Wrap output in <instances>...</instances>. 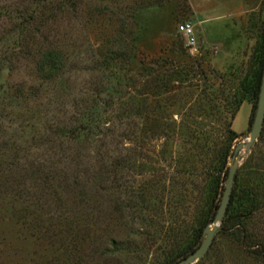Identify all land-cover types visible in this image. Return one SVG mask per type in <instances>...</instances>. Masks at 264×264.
Returning a JSON list of instances; mask_svg holds the SVG:
<instances>
[{
    "label": "rangeland",
    "instance_id": "obj_1",
    "mask_svg": "<svg viewBox=\"0 0 264 264\" xmlns=\"http://www.w3.org/2000/svg\"><path fill=\"white\" fill-rule=\"evenodd\" d=\"M263 67L264 0H0V264H174L232 161L193 264H264Z\"/></svg>",
    "mask_w": 264,
    "mask_h": 264
},
{
    "label": "water",
    "instance_id": "obj_2",
    "mask_svg": "<svg viewBox=\"0 0 264 264\" xmlns=\"http://www.w3.org/2000/svg\"><path fill=\"white\" fill-rule=\"evenodd\" d=\"M263 128H264V67L261 78L260 91L258 95L257 107L252 123L249 141L245 144L238 145L235 148L234 153L237 154L238 151L243 147L250 148L254 144V142L258 139V137L262 134ZM234 174H235V170L233 168V161H232L230 171L228 173L227 184L224 187V191L216 215L213 221L211 222V224L207 225L203 230V234L205 236L204 240L202 241L201 245L197 250H195L188 257L184 258L183 260L179 261L176 264H193L195 261L202 259L207 254L212 244L214 235L219 228V224H221V222L223 221L226 215L233 190ZM211 225H213V227Z\"/></svg>",
    "mask_w": 264,
    "mask_h": 264
},
{
    "label": "trees",
    "instance_id": "obj_3",
    "mask_svg": "<svg viewBox=\"0 0 264 264\" xmlns=\"http://www.w3.org/2000/svg\"><path fill=\"white\" fill-rule=\"evenodd\" d=\"M261 78H262L261 76L258 77L257 82H256V86H255V89H253L249 93L252 99L253 98L254 99H258V95H259V91H260ZM215 193H216V191H215ZM243 201L245 203L249 204L250 207L244 209V211H242V212L239 213L238 210H239V206H241V205H238L239 202L237 201L235 203V205L233 206V198H232L230 200V202H229V205H228V209H227V212H226V217H225V219H223V222L225 220L233 221V223H234L233 228H236L237 231L238 232L240 231L241 233H242V231H241L240 228L242 226V221L245 222V220L251 219L252 218V213L255 210H257L256 209L257 208L256 207L257 200L254 197H252L249 192H245L244 197H243ZM215 215H216V213L214 214V217H215ZM214 217H213V219H214ZM246 232H248V231L246 230ZM251 236L252 235H250V237ZM249 240L247 241L249 247L252 246L254 248V246L255 245H258V244H263L264 245V243H259V242L257 243L256 241H253L254 240L253 238L252 239H249ZM194 251H195L194 248H190L189 251H188V254L185 256V258L188 257L190 254H192ZM263 257H264V255H263ZM180 260H182V258L175 260V263L174 264L178 263Z\"/></svg>",
    "mask_w": 264,
    "mask_h": 264
},
{
    "label": "built area",
    "instance_id": "obj_4",
    "mask_svg": "<svg viewBox=\"0 0 264 264\" xmlns=\"http://www.w3.org/2000/svg\"><path fill=\"white\" fill-rule=\"evenodd\" d=\"M178 33L180 36L181 41L188 46L189 48H192L194 46V38L192 35V28L188 24H182L178 28Z\"/></svg>",
    "mask_w": 264,
    "mask_h": 264
}]
</instances>
